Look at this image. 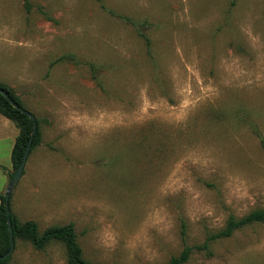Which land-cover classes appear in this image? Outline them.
Returning <instances> with one entry per match:
<instances>
[{"label": "rangeland", "instance_id": "1", "mask_svg": "<svg viewBox=\"0 0 264 264\" xmlns=\"http://www.w3.org/2000/svg\"><path fill=\"white\" fill-rule=\"evenodd\" d=\"M0 85L41 142L11 211L94 264H167L264 208V0H0ZM18 125L0 114V194ZM187 264H264V223ZM8 264H68L16 238Z\"/></svg>", "mask_w": 264, "mask_h": 264}, {"label": "trees", "instance_id": "2", "mask_svg": "<svg viewBox=\"0 0 264 264\" xmlns=\"http://www.w3.org/2000/svg\"><path fill=\"white\" fill-rule=\"evenodd\" d=\"M0 88L6 90L10 94L11 98L20 107H22L23 110L28 111L23 106L22 102L17 97H15L10 90H8L3 85H0ZM23 110H18L14 108L10 104V102L2 94H0V114L3 115L5 118L15 122L20 128V134L16 140L15 146L12 151V163L15 172L22 162L34 127L33 120L30 119L29 116ZM40 137L41 133L39 130L38 123V130L35 134L31 152L35 147L40 144ZM260 140L261 145L264 149V138L261 137ZM15 172L10 175L11 180ZM4 203L5 196H2L0 194V257L5 255L11 248L10 233ZM12 221L15 239L20 238L29 241L37 250H43L51 242L58 241L64 244L66 248L68 264H94L86 260V258L84 257V250L78 242L77 234L75 232V227L73 224L65 226H53L41 234L39 232L38 224L33 221L21 223L13 215V213ZM255 223H264V208L253 211L248 216L242 219H238L233 215L230 216L226 227L221 232L216 235L209 236L203 245L186 246L179 256L171 258V260L167 264H187L190 261L192 255L196 252L212 255V251L210 248L211 241L222 238H230L238 229ZM10 259L11 256L5 260H0V264H8Z\"/></svg>", "mask_w": 264, "mask_h": 264}, {"label": "water", "instance_id": "3", "mask_svg": "<svg viewBox=\"0 0 264 264\" xmlns=\"http://www.w3.org/2000/svg\"><path fill=\"white\" fill-rule=\"evenodd\" d=\"M0 94H2L10 102V104L14 108H16L18 110H23V108L20 107L11 98L10 94L6 90L0 88ZM23 111L29 116L30 119L33 120L34 127H33V131H32L30 140L28 142L25 154L23 156L22 162H21L20 166L18 167V169L16 170V172H15V174H14V176H13V178H12L11 182L9 183L8 188L6 190L4 206L6 209L7 222H8L9 233H10L11 248L5 255L0 257V260H5V259L9 258L10 256H12L14 249H15V237H14V231H13L12 212H11V207H10L11 194H12V191L16 188V186L18 185V183L20 182V180L22 179V177L24 175L25 168H26V165L28 162V158L30 156L32 144H33V141L35 138V134L38 130V122H37L36 116L29 111H26V110H23Z\"/></svg>", "mask_w": 264, "mask_h": 264}]
</instances>
